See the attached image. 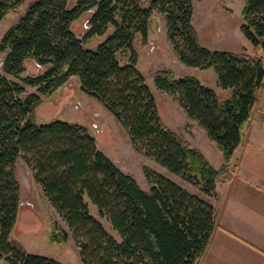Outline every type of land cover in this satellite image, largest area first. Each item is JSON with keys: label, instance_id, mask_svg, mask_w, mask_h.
Wrapping results in <instances>:
<instances>
[{"label": "trees", "instance_id": "1", "mask_svg": "<svg viewBox=\"0 0 264 264\" xmlns=\"http://www.w3.org/2000/svg\"><path fill=\"white\" fill-rule=\"evenodd\" d=\"M27 0H0V23ZM241 30L255 56L210 51L193 26V0H36L4 36L0 74V262L62 264L28 254L11 242L21 207L16 164L23 159L67 228L53 223L51 241L71 235L83 264H199L216 228L214 208L200 196L216 197L229 182L230 162L251 124L264 90V0H244ZM163 15L167 36L189 68L213 69L224 100L197 77L177 78L171 70L154 76V86L175 98L187 117L223 154L217 170L181 134L169 129L143 74L137 69L135 40L147 42L153 13ZM85 16L84 33L75 23ZM107 35L95 50L85 47ZM120 56L127 58L122 63ZM34 61L45 72L23 78ZM76 77L82 91L101 102L128 131L133 148L167 172L192 184L194 195L164 175L145 169L152 187L143 189L102 150L79 124L56 120L39 124L42 99ZM90 205L97 208L98 219ZM100 220L111 225V235Z\"/></svg>", "mask_w": 264, "mask_h": 264}, {"label": "rangeland", "instance_id": "2", "mask_svg": "<svg viewBox=\"0 0 264 264\" xmlns=\"http://www.w3.org/2000/svg\"><path fill=\"white\" fill-rule=\"evenodd\" d=\"M35 1L27 0L16 11L11 10L6 14L0 23V45L5 34L19 22L30 4ZM149 1L142 0V6L149 7ZM76 2L77 0H69V5L74 6ZM193 6V26L202 47L210 51L255 56L253 45L241 30L245 21L243 16L244 0H193ZM153 15L147 42H144L141 36H137L135 40V50L138 54L137 69L145 77L155 97L159 116L169 129L194 131V133L203 132L196 122L187 117L173 96L161 93L155 88L154 76L158 71L171 70L177 78L195 76L203 84L207 83L210 84L208 86L216 87L214 86L216 74L214 70L206 72L199 68H189L183 65L167 36L164 16L157 12H154ZM86 18L87 16L74 25V29L81 36L84 33L83 28L86 26ZM106 38L107 35L95 37L85 47L95 50ZM5 56L0 50V74H4ZM258 57L264 61V52H260ZM120 58L123 64L126 63L127 58L122 56ZM44 72V68L38 66L34 61H29L22 77L38 76ZM26 90L28 93L37 94L43 101L34 113L37 123L49 124L56 120H62L84 127L96 138L98 148L123 172L133 176L143 189L149 190L151 186L146 177V168L164 175L177 184L185 186L189 184L167 172L152 159L138 153L133 148L126 128L101 102L89 97L81 90L80 82L76 77L71 78L51 95L41 94L38 88L26 87ZM220 98L224 100L225 95ZM254 116L255 119L258 117V120L264 117L255 111ZM174 132L185 137L183 133ZM206 140L207 143L203 146L202 151L199 150L205 159L209 162L210 157H223L216 145L207 137ZM15 171L20 185L21 200L26 203L19 210L13 245L28 254L51 258L62 264H83L72 234L66 244H54L51 241L52 225L55 221H59L65 228L67 226L43 198L42 192L33 178L31 168L23 159H20L16 164ZM90 212L98 219V211L95 206L90 205ZM100 221L111 235L117 236L109 223L104 220ZM0 264L7 263L2 261Z\"/></svg>", "mask_w": 264, "mask_h": 264}, {"label": "crops", "instance_id": "3", "mask_svg": "<svg viewBox=\"0 0 264 264\" xmlns=\"http://www.w3.org/2000/svg\"><path fill=\"white\" fill-rule=\"evenodd\" d=\"M210 70L213 71H205ZM204 85L215 90L220 97L225 95L224 99L230 96V91L219 86L217 74L216 87L208 86L210 84L207 83ZM256 112L264 116V90L256 104ZM254 119L245 132L242 144L231 158L229 169H234L232 180L217 185L216 197L200 196L214 208L217 225L199 264H264V117L261 120L258 117ZM174 131L183 133L190 144L200 151L207 143L201 131ZM209 163L219 170L225 160L224 157H210ZM178 184L191 194H199L189 184ZM36 185L50 205L42 186ZM25 203L21 200V207ZM15 230L16 225L11 235L12 243Z\"/></svg>", "mask_w": 264, "mask_h": 264}]
</instances>
